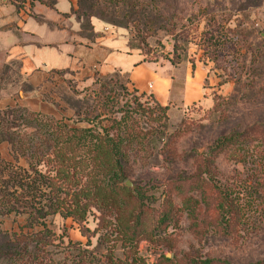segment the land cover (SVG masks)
Returning <instances> with one entry per match:
<instances>
[{
    "label": "rangeland",
    "instance_id": "obj_1",
    "mask_svg": "<svg viewBox=\"0 0 264 264\" xmlns=\"http://www.w3.org/2000/svg\"><path fill=\"white\" fill-rule=\"evenodd\" d=\"M74 1L77 4V0ZM128 2L137 4L139 13L132 14V21L127 24L126 29L105 23L109 26L107 29L110 34L114 35L112 45L121 46L128 38V42L130 41L133 47H138L139 52L149 60L179 62V68L170 65L148 66L136 69L134 75L142 81L152 76H174V87L164 99L177 101L181 107L169 106L166 118L156 121L153 120L155 114L151 118L131 113L124 115L121 110L131 111L137 108L138 104L141 105L140 108L152 109L154 102L149 100L145 104L144 99L132 96L128 85L127 88L125 86L126 78L123 76L117 77L118 82L115 84L116 80L112 78V84L102 85L99 80L103 79V76H99L98 80L94 78L82 83L65 74H59L62 83L52 86L44 93L43 98L58 108L61 105L59 111L64 115L59 120L63 121L66 127L97 129L99 133L105 129L109 135H114L120 132L117 124L123 118L128 130L126 141L129 140L131 146L132 143H140L137 137L142 136L139 132L144 133L142 140L147 141L152 129L157 128L165 130L166 135L174 133V148L179 153L192 156L194 153H205L217 139L245 126L253 123L264 124V0H99L101 7L106 9L109 15L114 13L113 17L117 22L129 19ZM197 30L198 39L200 38L198 43L202 42L204 33L205 37L210 34L219 36L220 52L210 55L205 53L199 44H195L191 37ZM236 39L246 41V45L251 44L249 50L255 55L251 56L252 54H247L244 50L242 57L236 54L234 50L238 49L237 46L233 44V48L229 47ZM141 59L138 53L115 54L109 65L130 75L134 65ZM198 67L207 76L203 89L205 98L211 99L209 104L208 101L196 103L202 95L198 84L200 73L195 72L192 77L187 73ZM223 68L227 69V72H224ZM235 71L236 78L241 81L238 86H235L234 81L218 86L228 74L232 77ZM16 72L15 64L5 68L0 81V100L4 96L17 98L18 87L8 85L19 80ZM162 83L164 81H159L156 86ZM216 97L218 107L214 110L213 101ZM125 103L126 106L123 107ZM123 126L124 123H121L120 129ZM163 144L164 141H160L156 151H160ZM0 152L4 154L5 148H1ZM125 154L128 156L127 164L135 165L134 175L119 183L114 195L109 194L100 186V182H97L100 186L97 188L98 197L104 201V208L111 207L108 211L118 214L119 222L115 219V214L100 217L96 207L87 209L82 226L88 232L83 234L80 226L71 218L54 216L46 222L64 241L80 242L85 246L89 240L88 249L97 252L101 256L98 255L100 259L106 251L97 247L98 236L106 234L107 229L120 232L122 226L129 225L137 212L138 199L134 197L136 193L125 195L123 188L132 192L137 189L139 195L144 196L149 211L143 227L151 230L156 226L153 225L152 228L150 224L155 220L153 214L161 212L164 208L166 197L162 191L166 184L180 177L187 178L194 173L193 160L178 158L177 161L170 162L164 160L161 154L154 155L150 160L144 159L142 155L132 156L134 153L130 150H127V153L125 151ZM224 162L223 160L220 164V169L224 171V174L219 176L220 184L227 188L233 198H237L245 216L243 221L239 222L236 234L238 237L235 240H226L209 235L198 241V236L194 229L192 230L190 219L180 202L171 201L174 207L172 216L176 217L175 220L169 226L158 227V233L149 232L137 242L136 253L141 259L140 264H155L160 256L167 258V254L170 255L169 258H179L184 253L198 255L201 259L217 257L231 264L254 263L264 258V157L263 160H248L237 166L232 162ZM71 167L75 172L82 169L77 164H71ZM77 176L78 173L70 178L71 186L67 189L71 192L78 191L81 183L85 181L79 180ZM126 182H130L132 187H126ZM195 223L198 224V220ZM98 226L102 229L96 232ZM0 231L28 232L25 218L12 215L0 219ZM114 245L115 256L118 260L122 259L123 249L120 242L117 241ZM68 259V264H73L75 256L69 255ZM135 264L138 262L135 261Z\"/></svg>",
    "mask_w": 264,
    "mask_h": 264
},
{
    "label": "trees",
    "instance_id": "obj_2",
    "mask_svg": "<svg viewBox=\"0 0 264 264\" xmlns=\"http://www.w3.org/2000/svg\"><path fill=\"white\" fill-rule=\"evenodd\" d=\"M14 1L19 8L24 0ZM30 1H37L49 8L54 6L51 0ZM76 6L74 14L81 22L83 35L88 38L92 37L90 25L92 18L126 29L127 24L132 21V14L139 13L137 4L128 2L129 19L117 22L113 17L114 13L109 15V12L101 7L99 0H77ZM191 40L199 44L205 53L215 55L220 52L218 45L220 37L215 34L205 37L204 33L202 42L198 43L200 38L198 39L197 30ZM224 41L223 38L222 44ZM128 43L130 49L140 51L138 47H133L130 41ZM233 44L238 48L234 52L240 57L243 50L247 54H252L251 56L255 55L251 53L252 50H249L251 44L246 45V41L236 39L229 47L233 48ZM142 55L144 60L155 61ZM170 63L174 66L180 64L174 61ZM222 70L227 72L225 68ZM236 72H233L232 77L228 74L225 80L218 83V86L230 81H234L235 86H238L241 81L236 78ZM119 76L122 75L115 72L103 76V79L99 81H102L100 82L102 85H110L113 83L111 81H114L112 78L116 80ZM95 78L98 80L100 77ZM117 82L118 80L114 81V84ZM126 84L127 81L125 86ZM130 93L138 99H144L145 104L152 100L154 108H140L141 105L138 104V107L131 111L121 110L120 112H124V115L131 113L151 118L155 114L153 117L155 121L166 118L165 114L169 106H161L151 95L139 94L136 90ZM217 107L216 97L213 101V109L216 110ZM121 123H124L122 129L119 127ZM117 126L120 132L109 135L105 129H102V133L91 128L71 129L61 120L28 112L20 107H7L0 110V145L8 146V157L3 158L0 155V219L12 215L24 217L28 231L20 233L0 231V264H68V256L72 254L75 256L73 264H135V261L140 264L141 259L136 253L138 240L144 238L149 232L158 233L156 230L158 227L169 226L175 220L176 217L172 216L174 207L171 201L176 200L186 211L198 241L204 240L209 235L226 240H235L238 237L236 234L240 226L239 222L245 217L243 207L237 198H233L227 188L220 184L219 176L224 174L220 164L223 160L224 163L232 162L234 166L246 163L248 160H263L264 124L253 123L245 126L239 131L217 139L205 153H194L192 156L179 153L174 148L173 140L176 138L174 133L166 135L165 130L153 128L147 141H143L144 133L139 132L142 136L137 137L140 143L135 142L131 146L129 140L126 141L128 130L123 118ZM165 138H167L166 141ZM160 141H164V146L160 151H156ZM127 150L134 153L132 156L142 155L144 159L150 160L156 154H161L164 160L170 162L177 161L178 158L193 160L194 173L187 178L180 177L166 184L162 191L166 197L164 208L159 213L155 212L153 214L155 220L150 222L152 228L156 225L154 230L143 227L149 211L144 196L139 195L137 189L132 192L123 188L125 195L136 193L134 197L138 199L137 212L129 225L118 229L120 232L107 229L106 234L98 236L97 247L106 251L100 259L97 252L88 249L89 240L85 246L80 242L64 241L63 237L57 236L46 222L54 216L71 218L80 226L82 234L86 233L88 231L82 224L89 207L98 208L100 217L115 214V219L119 222L118 214L108 211L111 207L104 208V201L98 197L97 188L102 186L109 194L114 195L118 184L134 175L135 165L127 164L128 156L125 154ZM71 164H77L82 169L75 172ZM77 173L78 179L85 181L81 183L78 191L71 192L67 189L71 186L70 178ZM97 182H100V186ZM196 220L198 224L195 223ZM99 229L102 228L98 226L96 232ZM87 238L89 239L90 236ZM117 241L123 249L122 259L119 260L113 248ZM110 242H112L111 245ZM155 264L231 263L217 257L201 259L198 255L184 253L179 258L172 256L168 259L160 256ZM248 264H264V258Z\"/></svg>",
    "mask_w": 264,
    "mask_h": 264
},
{
    "label": "crops",
    "instance_id": "obj_3",
    "mask_svg": "<svg viewBox=\"0 0 264 264\" xmlns=\"http://www.w3.org/2000/svg\"><path fill=\"white\" fill-rule=\"evenodd\" d=\"M52 3L53 8H49L37 1L24 0L17 8L14 0H0V81L5 68L11 64L16 65V75L19 79L8 84L18 87L17 98L2 97L0 110L20 107L28 112L59 120L64 115L59 111L61 105L58 108L43 98L44 93L52 86L62 83L59 74H65L83 83L85 80H94L96 76L111 75L115 72L126 78V85L131 91L151 95L161 106L181 107L177 101L164 99L174 87V76H152L142 81L134 75L138 68L167 65L179 68L180 65L174 66L170 61L144 60L138 50L128 47V38L121 46L112 45L115 39L113 33L110 34L107 29L109 26L95 18L90 20L92 37H85L81 22L74 14L75 1L54 0ZM132 53H138L142 57L141 61L134 65L132 74H124L109 65L115 54ZM195 72L200 73L198 84L202 89V95L196 103L208 101L209 104L211 99L205 98L203 89L206 73L199 67L187 73L192 77ZM159 81L164 83L156 86ZM150 84L152 88L148 89ZM1 148H5V153L0 152V155L7 158V144H1Z\"/></svg>",
    "mask_w": 264,
    "mask_h": 264
},
{
    "label": "water",
    "instance_id": "obj_4",
    "mask_svg": "<svg viewBox=\"0 0 264 264\" xmlns=\"http://www.w3.org/2000/svg\"><path fill=\"white\" fill-rule=\"evenodd\" d=\"M126 187L131 188V187H132V186H131V183H130V182H126ZM166 257L169 258L170 255L167 254Z\"/></svg>",
    "mask_w": 264,
    "mask_h": 264
},
{
    "label": "built area",
    "instance_id": "obj_5",
    "mask_svg": "<svg viewBox=\"0 0 264 264\" xmlns=\"http://www.w3.org/2000/svg\"><path fill=\"white\" fill-rule=\"evenodd\" d=\"M152 88V85L150 84V85H148V89H151Z\"/></svg>",
    "mask_w": 264,
    "mask_h": 264
}]
</instances>
